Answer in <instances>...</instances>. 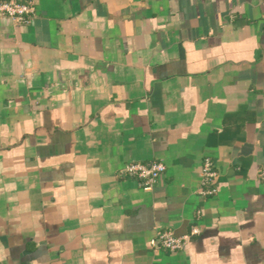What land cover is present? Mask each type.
Wrapping results in <instances>:
<instances>
[{
    "label": "crops",
    "instance_id": "obj_1",
    "mask_svg": "<svg viewBox=\"0 0 264 264\" xmlns=\"http://www.w3.org/2000/svg\"><path fill=\"white\" fill-rule=\"evenodd\" d=\"M32 1L0 17V264H264V0Z\"/></svg>",
    "mask_w": 264,
    "mask_h": 264
},
{
    "label": "built area",
    "instance_id": "obj_2",
    "mask_svg": "<svg viewBox=\"0 0 264 264\" xmlns=\"http://www.w3.org/2000/svg\"><path fill=\"white\" fill-rule=\"evenodd\" d=\"M34 16L35 6L32 0L0 2V17L8 18L12 22L30 24ZM165 169V166L160 162L150 165L130 163L124 167L123 172L129 177L140 180L144 190H150L165 172ZM257 178L260 183L264 184V166L258 170ZM216 179L217 172L213 162L209 158H205L201 167L199 195L206 198L214 196L217 192ZM199 233L200 231L196 227L192 228L190 234L182 237H175L170 231H162L156 234L155 238L150 241V245L154 249L162 248L169 252H175L183 249L190 238Z\"/></svg>",
    "mask_w": 264,
    "mask_h": 264
}]
</instances>
